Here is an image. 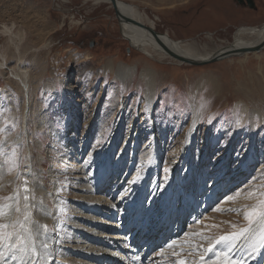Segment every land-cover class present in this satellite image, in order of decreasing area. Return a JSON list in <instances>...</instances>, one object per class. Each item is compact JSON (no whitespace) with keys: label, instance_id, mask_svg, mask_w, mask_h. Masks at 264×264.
<instances>
[{"label":"rangeland","instance_id":"rangeland-1","mask_svg":"<svg viewBox=\"0 0 264 264\" xmlns=\"http://www.w3.org/2000/svg\"><path fill=\"white\" fill-rule=\"evenodd\" d=\"M123 1L154 19L155 31L185 42L198 54L217 51L231 43L244 28L264 25V0H254V7L238 0H171L165 4L158 0ZM152 52L153 55H148L122 35L113 3L0 0V61L7 58L9 66L4 70L6 73L0 70V129L4 130L0 131V146L5 152L1 158L6 161L15 148L18 162L13 169L16 181L14 186L9 185L10 190L17 191L26 181L20 173L30 163L32 152L36 167L42 168L46 187L55 192L51 202L53 213L57 214L62 208L59 204L65 201L70 204L75 196L74 176L79 173L75 170L91 149L96 152L99 145L103 146L100 157L109 155L113 165L121 166L124 161L126 168L131 161L137 166L136 152L149 140L150 147L158 153L159 164L150 176V182H158L156 193L145 198L139 218L120 230V215L103 217L114 224L112 235L119 234L125 241L122 250L125 260L121 264H167L166 257L171 252L179 254L169 247L174 240L171 237L181 233L177 231L179 223L183 233L190 227L209 232L207 237L214 235L213 240L230 235L249 225L244 213L261 203L242 202H251L249 197L254 195L264 197V50L205 65L182 63ZM109 59L136 64L139 70L151 67L156 71V104L146 132L141 131L146 121L145 114L140 115L146 86L140 72L125 83L115 72L104 71ZM20 60L22 66L31 70L32 81L40 84L38 104L30 113L27 132L22 127L26 121L22 117L21 97L13 94L9 99L2 89L10 86L5 77L10 76L9 68ZM204 75L215 77L221 90L214 91ZM14 109L19 119L14 117ZM195 113L201 117V124L188 138L186 133ZM19 133L20 141H13ZM98 134L104 137H97ZM7 136L9 143L4 147ZM109 144L110 151L106 154ZM174 168L177 176L173 182L180 180V185L172 186L180 196L170 213V225L166 221L153 228L164 210L157 206L162 203L160 195L170 184ZM235 169L241 174L232 179ZM217 179L219 182H215ZM2 181L0 190H4ZM115 184L109 188L112 190ZM245 184L251 188L237 193V187ZM61 187L68 191L62 197ZM227 194L240 204L237 210L225 208L220 217L219 206ZM8 197L10 192L2 191L0 204L9 202ZM182 198L184 203L179 207ZM67 217L68 214L55 217L53 232L58 235L66 232ZM220 219L225 229L219 228ZM149 234L151 238L145 241ZM56 238L55 244L59 246L61 238ZM200 246L202 251L206 249V244ZM197 255L186 259H197ZM252 260L244 264H264V250Z\"/></svg>","mask_w":264,"mask_h":264},{"label":"bare ground","instance_id":"bare-ground-1","mask_svg":"<svg viewBox=\"0 0 264 264\" xmlns=\"http://www.w3.org/2000/svg\"><path fill=\"white\" fill-rule=\"evenodd\" d=\"M93 1L112 4L111 0H93ZM170 1L171 0H158V2L162 4L168 3ZM118 11L121 14V19L118 18V20L120 23L122 35L126 39H128L134 47L139 48L140 50L146 52L148 55H153L152 51H155V54L159 53L160 57L161 56L173 57L167 52V49H169L187 58L207 59L209 57L215 56L216 54H219L224 51L232 50L234 48L249 47L252 45H256L264 39V25L261 27L244 28L238 34H236V37L231 43L219 48L217 51H214L209 54H198L195 50H192L193 48H190L188 44H186L183 41L181 42L179 40H174L168 34L165 33L163 34L158 32L157 33L158 36L155 35L154 32H157L155 31V29L157 28L156 21L154 19H151L144 12H141L139 8L132 5L131 3H128L123 0H118ZM124 17L127 18L128 20H125ZM247 37H254V39L247 40L246 39ZM253 53H258V52H253ZM22 62L23 61L20 60L18 61V63L16 62L17 63L16 65L9 68V72H11V74L9 77H5V78L7 80V84H9V81L11 82V84L9 87L5 85L2 89L7 92V94L9 95L8 96L9 99L11 98L10 95L13 94L15 96L18 95L19 97H21L23 101L22 117L24 118V123L26 121L25 125H23L22 127L23 128L25 127L27 132L29 130L30 113L31 111L36 110L33 108L38 104L36 97H37V90L40 84H38L37 82L36 85L32 81L31 70L29 68L22 66L23 65ZM8 67H9L8 59L2 57L0 61L1 72L6 73L4 72V70L7 69ZM104 71L115 72L116 76L125 83H129L128 81H131L133 79L134 74L137 71L140 72V77L145 82V86H146L144 90V100H143L144 103L142 105L143 110L141 111L140 114V115L145 114L146 121L144 122L145 124L141 121L144 124L143 127L141 128V131L142 133L144 131L146 132L148 123L151 121V119H153L152 113L156 104V95H157L156 71L151 67H143L142 69L139 70L136 64L130 65L122 61L115 63L113 59H109L106 61V63L104 64ZM203 78L209 79L208 80L210 81L209 84L211 88L214 89V91L219 92V90H221V85L215 77L213 76L207 77L204 75ZM202 80L203 79H201V81ZM10 104H14V103L11 101ZM39 105L41 104L39 103ZM39 109L41 110V106H39ZM257 112H259L260 114L262 113L261 110L260 111L258 110ZM13 115L15 118L19 119L18 117L20 115H17L16 109L13 110ZM13 121H15V119ZM200 124H201V117H199V115L195 113V116L192 117V121L186 133V135H188V138L195 133L198 125ZM37 126L42 127V125H37ZM102 134H98L97 137L100 136L101 138H103L104 135ZM9 138L10 137L8 136L5 138L3 142L4 147H7L9 143ZM153 138H155V136ZM19 139H20V133L18 135L17 134L15 135L13 141ZM126 142L127 141H125V144H127ZM150 145L151 144L149 140L146 144L142 146V148H140L139 151L136 152V156H137L136 159L138 161L137 166L135 163L134 164L132 163L133 161H131L127 168L123 166L124 161L122 162L121 166L117 165V163L113 165L112 163H110L111 157L109 155L100 157V155L104 153L102 152L104 148L103 146L99 145V147L96 148V152H94L93 150L94 148L91 149L90 152H88L87 157L83 161L80 159L82 162L80 161V164L75 170L76 172H79L76 176H74V178L77 179V183H73L74 184L73 189L76 190L75 196L71 197L70 204L69 202L66 201L65 203L63 202L62 204H59L64 209V212L61 213L60 210L59 211L57 210V214L56 212L53 213L54 207L52 206L54 204L53 202H51V198L53 197V194H55V192L52 193L46 187L45 185L46 181L44 178H42L43 173L42 170H40L42 168L39 169L38 167H36L37 165H35V161H34L36 159L33 157L32 152L31 153L29 152L31 161L29 164L25 166V169L20 174L22 175L23 178L25 177L24 180L27 181V186L30 189L28 195L30 197L29 203L32 205L29 208V211L31 212V220L41 225H47L49 229L50 238L47 240L49 244L48 249L45 250L39 247L41 240L44 239L43 237L37 240L38 250L42 253L45 251L49 253L48 264H121L120 262L123 263V260L125 259L123 258L122 250L125 247V241L123 240V237H121V235L118 236L119 234L115 236L114 234L112 235L114 224L108 222V220L106 221L103 217L108 215V217L110 218H116L117 215H120V219H121L120 230H123V227L124 228L129 227L131 221H135L139 218L142 204L145 201V198L148 197L149 193L151 195L156 193L158 182L156 180L150 182L151 181L150 176L153 173L152 170L154 169V166H158L159 158L157 156L158 153L154 150L153 147H150ZM109 147L110 144L107 147L106 154H108L110 151ZM86 153L87 150L85 154ZM149 160L150 162H148ZM8 168L9 166L6 164L5 159L1 158L0 156V180L3 179L2 188L4 189V190H0V193L2 191L10 192V197H12L16 194L17 191L10 190L9 185L11 187L15 183L16 175L14 170L9 171ZM174 170L177 171V168L176 169L174 168L172 171L173 178L172 180H170V184H168L166 191L163 194H161V191L159 192V194H161L160 201H162V203L158 205L157 208L164 210L162 211V213H160L157 222H155L156 224L155 225L153 224L154 225L153 228L159 226L162 223L165 224L166 221H169L167 222V225L168 226L170 225V218L172 217L170 213L175 209V202L178 201V198L180 196V195L177 196V194H175L177 193V191H175V188H173L174 185L176 186L180 185V180L173 182L174 181L173 179L175 178L174 176H177V173ZM56 174H59V172ZM240 174L241 171L239 172L238 169H235L231 178L232 179H235L236 177L238 178ZM162 176H164V174H162ZM111 177H112L111 182H108ZM114 182L116 184L114 185V188L111 190L110 189L111 185ZM215 182H219V180L217 179L215 180ZM24 184L25 182L20 185V188H18L21 195V201H20L21 206H23V204L25 203L22 199L24 195L23 192ZM65 187L64 188L61 187L62 190L61 193L59 194L61 197L63 196L62 193L68 192L67 188ZM181 187L182 186H180V188ZM237 188H238L236 190L237 193L238 192L245 193L246 192L245 190H247V188L248 189L251 188V186L250 184L249 185L245 184ZM68 194L66 195L68 196ZM249 199H252V201L242 202V203L244 205H248V204L256 205L259 204V202H261L264 199V197L262 198V196H259V198H257V195H254L252 197H249ZM183 201H184L183 198L179 200L178 202L179 207L184 203ZM222 201L223 204L219 206V210L217 208L218 215L220 217H223L221 216V212H223L225 208L228 209L230 207L233 210L235 209L237 210L240 204V203L236 204L235 202H237L238 200L235 201L233 195L230 194H227ZM195 206L196 205H194V207ZM250 210L251 209H249L248 211ZM64 214H68L67 218L69 219V224L65 222L66 228L67 227L68 228L66 229L65 233L62 232L64 235V237H62L63 235H58L57 233L53 232V226L56 225L54 224L55 217L60 218V216ZM20 218L22 219V217ZM166 218L169 219L166 220ZM9 219H16V216L11 215L10 217L0 218V223H8ZM236 219L237 218H235L233 221H236ZM221 221L222 219L218 221V224H220L219 228L225 229L226 226H224L223 223H221ZM30 226H34V225H30ZM178 226L179 227L177 228V231L181 233L179 234L178 237H176V235L174 234L170 240L172 241L174 239L172 241L173 242L172 249L175 248L179 254L173 255L174 252H171V254H169L168 257H166L168 261L167 264H178V262L181 260L186 261L187 264H201L200 257L202 254L206 259H210L211 257L214 256V253L212 252L202 251L201 250L202 247L200 246L201 244L202 245L206 244V248H207L210 243L214 242L215 240V239L213 240L214 235L211 237H207V234L209 232H206L205 230H201V229L190 230V227L188 228V231L186 230L187 231L186 233L185 232L183 233L184 230L183 229L180 230L182 223H179ZM248 227L258 228L259 224L258 222H254L252 225H248L247 227H243V228H248ZM148 233L150 232L148 231L146 235ZM57 236L60 238L62 237L59 246H56L55 244V241L56 242L58 241L56 238ZM151 236L152 235L149 234V236L145 238V241H149ZM121 239L123 241H120ZM138 240H140V238ZM189 241H194V244H190ZM247 243L248 241L244 240L243 238H241L239 241L236 242L237 251L235 255L237 259L240 258L239 252L242 251L241 246L243 245L244 247H246ZM225 247L226 245L221 244L216 247V250L219 251L224 249ZM56 249L58 250V253L56 252ZM194 254H198L197 259H191V258L190 260L186 259ZM255 256L258 257V255L249 256L247 255V252H244L243 264L245 262L250 263L251 261H253L252 259ZM260 256L261 255H259V257ZM11 264H18V262L12 261Z\"/></svg>","mask_w":264,"mask_h":264},{"label":"snow or ice","instance_id":"snow-or-ice-1","mask_svg":"<svg viewBox=\"0 0 264 264\" xmlns=\"http://www.w3.org/2000/svg\"><path fill=\"white\" fill-rule=\"evenodd\" d=\"M0 131L4 130L0 129ZM4 155V149L0 146V156ZM16 156L17 153L14 148L10 157L5 161L9 165V171L18 167ZM29 191L27 181H25L22 197L25 203L23 206L20 204L19 189L14 196L7 198L9 203L0 204V218L10 217L11 215L16 216V219H9L8 223H0V264H11L12 261H17L18 264H48L49 253L46 251L42 253L38 250L37 240L43 237L44 239L41 240L39 247L45 250L48 249L49 229L47 225H41L31 220L29 208L32 205L29 203ZM60 211L63 213L64 209L61 208ZM245 219L249 222V225L258 222L259 227L243 228L230 235L215 239L204 249L205 252L214 253V256L206 259L202 254L200 257L201 264H243L244 252H247L249 256L262 254V250H264V201H261L259 205L250 211H246ZM241 238L248 241V243L246 247L241 246L240 258L237 259L235 255L237 251L236 242ZM221 244L226 245V247L217 251L216 247ZM169 247H172V245H169ZM178 264H187V262L181 260Z\"/></svg>","mask_w":264,"mask_h":264},{"label":"water","instance_id":"water-1","mask_svg":"<svg viewBox=\"0 0 264 264\" xmlns=\"http://www.w3.org/2000/svg\"><path fill=\"white\" fill-rule=\"evenodd\" d=\"M113 5H114V9L116 12V15L118 16L119 19H121V14L118 11V0H111ZM239 3H244V4H248L250 7H254L255 6V2L254 0H238ZM125 20H128L127 18L124 17ZM155 35H157L158 32H154ZM158 36V35H157ZM264 49V39L256 44V45H252L249 47H238V48H234L232 50H228V51H224L221 52L219 54H216L213 57H209L207 59H191V58H187L185 56L179 55L169 49H167V52L173 56L174 58L185 62V63H189L192 65H205V64H209L212 62H217V61H221L233 56H243L245 54H249V53H253V52H260Z\"/></svg>","mask_w":264,"mask_h":264}]
</instances>
